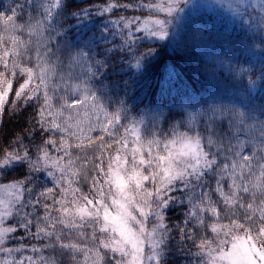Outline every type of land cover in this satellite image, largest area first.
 <instances>
[{
    "label": "snow or ice",
    "instance_id": "snow-or-ice-1",
    "mask_svg": "<svg viewBox=\"0 0 264 264\" xmlns=\"http://www.w3.org/2000/svg\"><path fill=\"white\" fill-rule=\"evenodd\" d=\"M185 2L187 0H159L158 3L141 0L139 6L108 5L97 15L103 17L117 7L133 10L139 7L149 12L146 17L121 16L119 20L110 21L115 28L126 30L115 33L120 36L119 43L107 24H103L99 35L85 33L82 36L71 28L65 31L59 20L62 0H28L29 12L23 23L17 22L18 15L23 17V5L11 9V14L0 12L3 25L0 112L10 94L15 101L23 100L25 106L36 101L39 104L36 123L46 135L35 155L23 139H18L17 146L11 150L0 152V174L26 168L25 179L0 183V253L5 257L23 252L38 254L5 258L0 264H57L55 259L44 255L48 248L67 252L76 264H81L77 260L78 253L83 254L82 264H104L105 254L101 250L110 254L109 264H145V261L165 264L174 229L181 240L193 242L197 249L194 255L199 258L197 264H264V106L257 116L256 110L213 105L199 113L206 134H202L194 123L195 118L189 114L167 133L148 132L145 136L144 119H132L127 126L122 123L127 119L123 100L117 101L121 107L112 111H109L110 103L105 104L111 90L116 87L126 90L129 84L124 80L111 86L106 84L113 80L114 73L121 74L113 67L115 56L123 52L124 58L134 59L131 67L144 69L145 62L154 59L157 51L148 47L138 54L134 50L137 42L143 38L168 40L176 14L183 11L180 5ZM252 7L264 8V0ZM153 13H163L164 17ZM90 15L87 9L71 13L76 20ZM18 74L24 79L13 92ZM177 75L169 69L170 78ZM73 92L84 94L72 97ZM53 97L59 101L58 106L52 103ZM85 107L89 111H105L99 131L112 135L115 126H119L124 132L116 139L118 147L106 167L103 158L97 157L99 163L95 164V172L98 175L91 177L90 184L95 193L92 198L78 196L80 188L73 187L79 184L80 171L79 157H73L72 148L82 147L85 128L82 122L69 121L73 119L71 113L79 114ZM65 113H69L66 118ZM221 128L223 132L219 131ZM86 130L91 133L97 129L89 122ZM129 132L133 134L131 148L128 147ZM56 134H61L59 143ZM87 139L91 143L93 137L88 135ZM53 151L58 155L54 157ZM33 173H43L53 186L32 195ZM209 179L215 180L214 189L210 188ZM57 189L59 198L54 195ZM209 190L221 197L227 223L222 222L221 209L212 200ZM177 192L186 195L177 197L174 195ZM41 197L46 200L42 202ZM246 197L250 202H246ZM175 204L187 205L188 211L182 221L170 227L166 223L167 211ZM237 209L243 210V214L237 215ZM53 210L58 215H53ZM206 214L211 218L208 223ZM14 217L18 227L5 226L6 221ZM86 223L92 227L90 239L98 242L97 247L90 248L70 239L65 242L64 237H70L73 231L81 240L88 239L83 231ZM18 228L26 237L30 234L31 238L48 243L43 247L6 246L9 237L17 239L12 234ZM201 228H206L214 238L198 237ZM97 231L107 234L106 237L98 238Z\"/></svg>",
    "mask_w": 264,
    "mask_h": 264
},
{
    "label": "trees",
    "instance_id": "trees-1",
    "mask_svg": "<svg viewBox=\"0 0 264 264\" xmlns=\"http://www.w3.org/2000/svg\"><path fill=\"white\" fill-rule=\"evenodd\" d=\"M150 1L144 0L145 3ZM140 3L141 0H63V7L60 9L62 15L59 20L63 23L65 31L71 28L82 36L85 33H87V36L99 35L103 24H107L109 32L113 34L117 43H119L120 36L115 35V33L126 30L115 28L110 21L119 20L121 16L126 18L133 16L146 17L149 15L148 10L139 7L135 10L117 7L111 13H105L103 17L98 16L97 13L103 11L110 4H135L139 6ZM27 4L28 0H0V12L11 14V9L23 5V17L18 15L17 20V22L23 23L29 12ZM237 7L240 8L237 9V14L213 10L191 18L185 23H180L175 18L170 28L172 34L168 40L159 41L148 38L139 40L134 48L138 54L146 51L148 47H153L157 51V56L154 59L149 58L142 70L130 66L135 62L131 56L124 58L126 54L123 52L116 55L112 60L113 67L118 69L121 74L116 75L114 73L113 80L106 81V84L111 86L112 83L121 80L128 81L129 84L126 90L120 87L111 90L110 95L105 100V104L110 103L109 111L121 107L117 101L123 100L127 116V119L122 121L125 126L132 119H144L147 129L144 133L145 136L148 135V132L163 131L167 133L173 125L179 124L182 119H187L192 109L206 110L212 106L211 102L213 100H219L222 90L227 97L229 96V93L226 92L227 88H234L243 92L235 100V105L242 108L238 100L243 101L245 108H242V110H256L254 114L258 116L260 107L264 106V11L252 6H241L240 3ZM85 9L89 10L92 15L87 18L82 17L79 20L72 18L71 13ZM32 14L35 15V12ZM153 15L163 18L160 13H153ZM237 15L238 19H236ZM77 24H79V27H76ZM2 29L3 25L0 24V32H2ZM138 35L143 36V34ZM87 36H85V39H87ZM169 69L178 73V75L175 78H170ZM0 70H2V67H0ZM23 79L24 77L17 75L13 83V92L18 86V82H22ZM97 87L99 86L97 85ZM52 103L56 104L53 100ZM28 104L29 106H25L23 100L15 101L14 96L9 95L3 112H0V152L11 150L17 146L18 139H23L24 144L35 155L37 146L46 138V135L40 132L36 123L39 104L36 101H30ZM194 123L202 134H206L201 116L195 118ZM93 128L97 130L91 133L85 130V139L81 148H72L73 157H79L77 165L80 171L79 184H74L73 187L80 188V193H77L78 196L87 195L90 198L95 195L90 184L91 177L98 175L95 172V164L99 163L97 157L103 158L106 167L109 157L115 155V150L118 147L115 142L116 139L124 135L123 129L119 126H115L112 135L99 131L98 127ZM219 131L223 132L224 129L221 128ZM60 135L56 134L58 143ZM88 135L93 137L91 143L87 139ZM132 135L129 132V148L132 147ZM164 138L161 137V139ZM107 144H111L112 147H106ZM102 145L104 147H101ZM51 154L54 157L58 155L54 151ZM25 173L26 168L5 171L0 174V183L23 180L25 179ZM208 184L211 189H214L215 180L209 179ZM224 184V190L227 193L229 191L228 181H224ZM31 186L33 187L32 195H35L47 187H52L53 184L51 179L43 173H33ZM26 195L28 196V194H25V198H27ZM54 195L59 198L58 189ZM174 195L181 197L186 193L177 192ZM209 195L221 209L222 222L227 223V219H224L225 209L221 197L212 190H209ZM68 199H71V195L68 196ZM245 199L246 202H250L249 198L246 197ZM45 200V197H41L42 202ZM47 202L52 203L50 199ZM187 211V205L175 204L171 206L167 211L166 223L171 227L182 221ZM40 214H43L42 209ZM242 214L243 210L237 209V215ZM53 215H58V213L53 210ZM210 220L211 218L206 214V223ZM149 225L151 226V218ZM7 226L18 227L15 217L7 222ZM35 230V226H33L32 231L35 232ZM59 230L60 226H58ZM83 231L88 239L81 240L78 233L73 231L70 237H64L65 242L70 239L76 243L86 244L90 248L97 247L98 242L90 239L92 227H89L86 223ZM96 235L101 238L106 237L107 234H101L97 231ZM204 235H207L208 239L214 238L213 234L206 228L198 229L197 236ZM12 236L17 239L13 240L12 237H9L6 245L8 247H18L20 244L25 247H43L44 244L48 243L47 240H35L31 238L30 234L26 237L25 232L19 228ZM19 237L25 238L20 240ZM101 251L105 254L104 264H109L110 254L105 253V250ZM196 251L193 242L181 240L179 233L174 229L173 237L168 244L165 264H197L199 258L194 255ZM27 253L34 256L38 255L31 252L13 253L12 255ZM44 255L55 259L57 264H76L67 252H62L58 248L45 249ZM2 257H5V255L3 254ZM77 260L82 264V253L77 254Z\"/></svg>",
    "mask_w": 264,
    "mask_h": 264
},
{
    "label": "rangeland",
    "instance_id": "rangeland-1",
    "mask_svg": "<svg viewBox=\"0 0 264 264\" xmlns=\"http://www.w3.org/2000/svg\"><path fill=\"white\" fill-rule=\"evenodd\" d=\"M150 2H152V0ZM158 2L159 0H153L152 3H158ZM260 2L261 0H187V2L182 3L180 5L183 8V11L178 12L175 18H177V20L180 23H183V22L185 23V22H188V20L191 18L198 17L202 13H205V12L209 13L210 11H213V10L224 12V13L233 12L234 14H237L238 10L240 9L239 7H237L239 3L241 4V6L251 7L252 5H258ZM256 8L260 11H264V8H259V7H256ZM160 14H162L164 17L163 13H160ZM236 19H238V15L236 16ZM75 83H78V81ZM221 92L222 93H221L219 100H213L211 102L212 106L215 105V106H225V107H238L237 105H235V100H237L242 95L243 92L238 91L234 88H227L226 92L229 93V96L227 97L224 95L223 90ZM83 94H84L83 92H79V93L73 92L72 97H75L77 95L82 96ZM53 101L56 102L55 106H58L59 101L55 97H53ZM238 103L241 104L240 106L242 108H245V104L243 101L238 100ZM199 113L200 111L194 110V109H192L190 112L191 116L194 118H198L200 116ZM67 114L69 115V113ZM67 114H64L65 118L68 116ZM71 115L73 116V119L70 120L69 123L82 122V125L85 128V130L89 122L92 123L93 127L102 128L103 121L105 119V111L103 109L89 111L85 107L83 110L79 111V114H77L76 112H73L71 113ZM9 220L10 219L6 221L5 226H7V222ZM145 254L146 255L148 254L147 247H145ZM2 255L3 254L0 253V260H3L5 258L12 259L13 257L19 258L20 256H26L30 254L28 253L24 255L15 254V255L7 256V257H2ZM145 264H146V261H145Z\"/></svg>",
    "mask_w": 264,
    "mask_h": 264
}]
</instances>
